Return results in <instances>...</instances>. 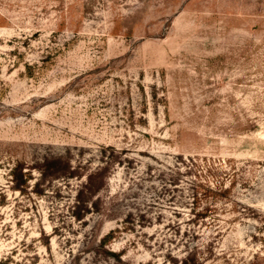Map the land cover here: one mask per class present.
<instances>
[{
    "label": "rangeland",
    "instance_id": "obj_1",
    "mask_svg": "<svg viewBox=\"0 0 264 264\" xmlns=\"http://www.w3.org/2000/svg\"><path fill=\"white\" fill-rule=\"evenodd\" d=\"M0 264H264V0H0Z\"/></svg>",
    "mask_w": 264,
    "mask_h": 264
},
{
    "label": "trees",
    "instance_id": "obj_2",
    "mask_svg": "<svg viewBox=\"0 0 264 264\" xmlns=\"http://www.w3.org/2000/svg\"><path fill=\"white\" fill-rule=\"evenodd\" d=\"M27 65V64H26Z\"/></svg>",
    "mask_w": 264,
    "mask_h": 264
}]
</instances>
